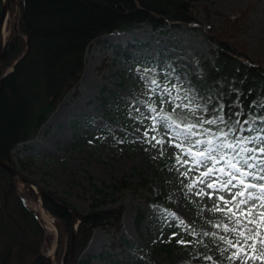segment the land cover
<instances>
[{"label": "rangeland", "instance_id": "374dc122", "mask_svg": "<svg viewBox=\"0 0 264 264\" xmlns=\"http://www.w3.org/2000/svg\"><path fill=\"white\" fill-rule=\"evenodd\" d=\"M203 8L209 12L208 18ZM245 8H249L248 16L236 32V39L245 46L251 60L264 65V0H200L195 12L202 25L219 28L226 17ZM9 22L10 18L8 25ZM7 33L5 29V36ZM128 45L145 46H141L139 50L133 49L130 59L126 61L116 54L115 46L125 48ZM213 48L199 24L167 25L162 32L141 25L103 36L94 41L87 52L79 86L58 104L34 139L18 145L14 150L16 157L36 158L33 174L27 176L31 181L67 200L79 211L88 209L89 194L92 192L88 176L92 177V184L101 187L103 183L108 184L114 178L129 175L135 169L152 177L153 168L158 166L164 153L180 155L182 160L189 161L188 164L172 162L163 171L164 180L160 181L157 177L154 180V190H158L163 184L173 195L174 202L170 209L164 203L146 202L131 189L118 193L117 204L124 207L121 231L111 235L105 229L97 228L79 261L89 258L92 264H196L193 261L198 249L195 235L187 239L191 243L172 248L170 254L160 250L159 246L163 240L178 231L181 220L184 228L190 229L195 226L192 217L200 215L206 221H201L196 226L203 233L201 241L208 255L217 264H237L227 258L232 249L221 254V250L228 245L219 240L220 236L230 239L234 237L214 226L219 222L224 224L229 221L220 212L209 211L214 200L196 195L202 188L205 192L212 190L197 183L189 191L187 185L204 170L201 166L188 172L195 161L201 159L196 156L197 151L212 148L217 157L222 153L226 154L224 161L215 164L219 169L227 168V161L239 149H220L221 143L209 138L208 130L202 127L194 130L198 135L192 137L191 155L187 154L188 145L182 155L180 149L167 141L173 139L177 132H182L183 128L173 126L165 135L162 122H158L159 110L168 106L173 109L177 104H187L198 118H204L205 100L189 97L185 90H181L180 79L185 78V73H181L179 78L177 71L171 70L173 63L178 62L180 65H188L192 74L199 72L200 64L210 58L209 52ZM165 55L170 58H165ZM153 79L159 87L151 85ZM173 85L176 87H172ZM185 88L190 89L192 86L187 85ZM173 97L181 99L173 100ZM216 97H219L217 92L210 96V101H214ZM161 99L170 102L161 105ZM150 106L156 108L157 112H152ZM125 108L127 113H118ZM151 117L156 118L157 133L149 131L145 138L144 130L153 127ZM248 124L259 127L264 132V115L257 120H249ZM152 136L163 139L165 143L156 144L154 140L146 142ZM196 140L211 143L195 145ZM173 142L180 141L175 139ZM154 144L155 147L152 146ZM261 145L254 139L252 143L242 144L241 147L258 148ZM255 155L264 157L259 152ZM205 163L208 167L212 166L206 159ZM183 172H188L187 178L181 175ZM214 175L224 179L219 172ZM21 187L20 185V189ZM83 187L89 192L85 193ZM26 204L40 213L42 226L55 233L54 220L44 211L41 200H26ZM137 209L145 211L139 228L135 223ZM150 223L152 234L147 227ZM54 246L55 236L52 246L46 249V254L53 258ZM252 264H261V261L257 260Z\"/></svg>", "mask_w": 264, "mask_h": 264}, {"label": "trees", "instance_id": "16d2710c", "mask_svg": "<svg viewBox=\"0 0 264 264\" xmlns=\"http://www.w3.org/2000/svg\"><path fill=\"white\" fill-rule=\"evenodd\" d=\"M199 2L19 0L18 6L11 3L10 22L1 58L0 156L21 174H33L36 158L16 157L14 150L18 145L34 139L58 104L79 86L86 55L94 41L141 25L162 32L167 25L199 24L214 48L209 52L210 58L200 64L197 73L192 74L186 64L173 63L171 71H177L179 78L181 73H185L179 87L189 97L205 100L204 118L223 116V122L203 126L208 130L209 138L228 143L234 142L235 138L253 137L264 144V132L248 124L249 120H257L264 115V65L251 60L245 46L236 39V32L246 20L249 8L226 17L219 28H208L202 25L195 12ZM203 10L208 18V10ZM141 46H115V52L128 61L133 49L139 50ZM165 58L169 59L170 56L165 55ZM187 85L192 88H185ZM215 92L219 93V97L210 101V96ZM127 112L125 108L118 113ZM164 115H170L177 123H195L199 119L189 107H165L159 110L158 122H162L160 116ZM221 130L229 133L227 138L220 135ZM258 134L260 137H257ZM175 157L173 154H162L158 166L153 168L152 177L135 169L129 175L114 178L112 182L98 187L92 184L93 179L88 176L92 192L86 211H79L67 200L48 191L52 198L70 205L77 212L79 223L74 264H92L89 258L84 261H79V258L97 228L105 229L111 235L121 231L124 207L117 204V194L121 191L131 189L148 203H164L167 209L172 207L174 197L170 191L163 184L154 190L153 185L156 177L164 180L163 171L176 161ZM83 190L89 192L85 187ZM35 199L31 191L23 186L20 189L19 183L0 167V264H48L46 249L52 246L54 233L42 227L38 217L26 204V200ZM41 200L60 232L54 263L68 264L72 214L48 199ZM144 212L137 209V228L144 219ZM192 220L194 227L188 229L180 226L176 232L178 235L171 239L172 236L167 237L159 249L170 254L172 248L181 247L176 243L177 239L187 240L195 235L198 249L193 261L196 264H217L214 259H206L210 256L201 241L203 233L196 226L206 220L200 215L193 216ZM218 225L223 224L219 222ZM147 227L152 234L151 223Z\"/></svg>", "mask_w": 264, "mask_h": 264}, {"label": "snow or ice", "instance_id": "6c2138e0", "mask_svg": "<svg viewBox=\"0 0 264 264\" xmlns=\"http://www.w3.org/2000/svg\"><path fill=\"white\" fill-rule=\"evenodd\" d=\"M151 85L159 87L156 80L151 81ZM172 87H176L173 85ZM168 95L171 93L168 89H165ZM185 99L187 97H184ZM181 99L180 97H173V100ZM166 102L165 99H161L160 104L163 105ZM177 108L185 107L187 104H177ZM152 112H157L156 108L150 106ZM159 114V113H158ZM153 120V127L144 130V137H148L149 131L155 132L156 118L151 117ZM162 121L161 127L165 128V135L167 131L171 130L173 126L177 129L181 128L183 125V131L177 132L173 139L167 141L171 146L180 149L182 155L184 154L185 146L188 145L187 154L191 155L192 152V137L198 135L196 131L197 128H202L205 124L216 125L218 122H223V116L215 117L213 119L199 118L195 123H177L176 120H172L170 115L160 116ZM171 121V123H168ZM220 135L227 138L228 132L221 130ZM175 139H179V143H174ZM254 139L259 138H235L234 142L224 143L221 142L219 145L220 149H235L238 148L230 160L227 161V168L221 167L217 169L215 164L220 161L225 160V155L222 153L217 157L213 154L212 148H204L196 152V156L201 159L195 161L193 168H190L188 172L195 170L197 167H203L204 170L199 173V176L193 178V182L187 187L189 191L196 186L197 183L205 185L207 189L212 191L205 192L202 188L196 195L204 197L207 196L208 199L214 200L213 207L209 209L212 212H220L229 222L223 225H214L215 227H222L225 233H230L234 239H230L227 236H220L219 240L228 245L227 248L221 250V254L228 252L232 249L230 255L227 257L228 260L235 261L237 264H252L254 261H261L264 264V157L257 156L255 153L259 152L264 154V144L258 148H246L241 147L242 144L252 143ZM154 140L156 144H163L165 141L163 139H157L156 136H152L150 140L146 142L151 143ZM203 143H211V141H201L196 140L195 145H201ZM155 147L156 145H152ZM242 153H247V155H242ZM177 163L188 164L189 161L182 160L181 156L175 157ZM205 159L212 166L208 167L205 163ZM252 169L253 171H249ZM188 172H183L181 175L187 178ZM221 173L224 179L221 180L215 177V173ZM233 189H235L233 191ZM256 190V191H253ZM217 193H224L223 195H217ZM219 201V203H215ZM183 220L179 222V226H183ZM178 233H173L171 238H174ZM204 235H209V233H204ZM215 236V233L212 234ZM176 243L181 245H187L191 241H187L183 238L177 239ZM206 259L211 260L212 257H206Z\"/></svg>", "mask_w": 264, "mask_h": 264}, {"label": "water", "instance_id": "95a60500", "mask_svg": "<svg viewBox=\"0 0 264 264\" xmlns=\"http://www.w3.org/2000/svg\"><path fill=\"white\" fill-rule=\"evenodd\" d=\"M16 2L17 5H19V0H1V8H0V78H1V58H2V51L5 45V35L4 30L7 25L8 17H9V6L10 3ZM0 167H2L5 171H7L15 180L16 183L21 184L24 186L27 190L31 191L36 199H48L55 204L68 209L72 214L71 224H72V230L70 235V248H69V262L68 264H74V247H75V238H76V229L78 224V215L74 208L69 206L68 204H65L64 202H61L59 200H56L50 196L48 191L32 182L29 178H27L25 175L21 174L17 171V169L6 159H4L2 156H0ZM36 217H38L37 212H33ZM60 233L59 230L56 229V243L55 247L59 242ZM48 264H53V257L47 256Z\"/></svg>", "mask_w": 264, "mask_h": 264}]
</instances>
